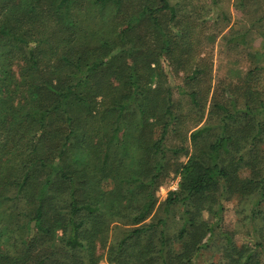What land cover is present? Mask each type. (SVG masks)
I'll return each mask as SVG.
<instances>
[{
	"label": "trees",
	"instance_id": "obj_1",
	"mask_svg": "<svg viewBox=\"0 0 264 264\" xmlns=\"http://www.w3.org/2000/svg\"><path fill=\"white\" fill-rule=\"evenodd\" d=\"M122 3L0 0V264H100L111 222L130 227L109 244L107 264H194L217 230L204 215L219 220L222 198L240 205L249 240L222 234L224 254L206 264H264V63L243 82L221 81L201 124L208 72L189 33L170 42L163 21L175 20L176 4ZM142 23L161 46L145 41ZM160 52L182 72L188 129L201 124L191 153L187 115L151 66ZM170 171L178 187L163 209H184L174 227L145 223Z\"/></svg>",
	"mask_w": 264,
	"mask_h": 264
},
{
	"label": "rangeland",
	"instance_id": "obj_2",
	"mask_svg": "<svg viewBox=\"0 0 264 264\" xmlns=\"http://www.w3.org/2000/svg\"><path fill=\"white\" fill-rule=\"evenodd\" d=\"M82 1L86 3V0ZM133 1L137 2L138 0H123L122 4L127 5V3ZM168 1L171 4H176L175 6L177 8L174 21H163L165 23L164 26L168 28L169 38H171L170 42L174 41L178 44L181 31H186L187 36L189 33V38H192V40L196 42L195 58L205 59L200 62V66L206 67L207 69L205 73L208 72L200 82V87L204 89L206 100L202 124L206 120L212 94L216 89H220L221 81L225 82L224 85L231 83L230 81L236 83L240 80L243 82L247 77L248 70L253 68L255 63L259 61L264 63V0ZM156 3L157 0H155V4ZM125 10H127L128 14L131 12L132 7H126ZM117 18L119 19V17ZM24 22L28 21H22V23ZM148 24H141L140 32L145 33V41H149L151 44L155 43V45L159 43L161 46L162 43L160 41L157 39L154 40L155 32L153 30L155 29L153 28V30H151ZM27 25L26 23L23 24V26L26 27ZM115 51L116 49L113 50V52ZM173 52H178V49ZM257 52L262 54L258 60L256 56ZM169 59L170 57L166 52H160L158 63L156 64L153 62L151 66L156 68L158 74L161 73L160 81L162 80L164 85L171 87L177 113L184 111L185 115H187L189 114L187 108L188 103H186V101H188V96L185 95L182 90L179 92L177 86L182 72H179L178 68L175 70L174 65ZM157 77L158 75L154 77V83H157ZM195 91H197V89ZM224 94L226 96L229 95L227 88L224 89ZM186 117L181 127V132L186 135L185 146L188 149V153H191L193 145L189 138L190 133L201 124L197 127L188 129V127L193 124L194 120L190 118L189 115ZM215 122L214 120V123ZM167 141L168 144L177 143V138L169 135ZM247 151L250 156L255 155L254 149ZM185 159L186 156L184 155L179 158V160ZM239 167L238 175L240 177L249 178L251 176L252 169L250 166L239 165ZM178 180V175L170 171L166 179L155 191L157 201L153 211L145 219V223L154 222L158 218L163 217L165 219L166 228L176 225L175 221L179 219L178 212L184 209L183 205L179 204L174 208L175 211L169 212L164 211L163 202L168 191L178 187ZM221 201L222 208L219 220H217L216 217L209 216L208 213L204 215L206 220H210L217 226V230L207 241L206 238L202 240V242L206 241L207 245L195 255L194 264H206L211 260L220 259L226 247V240L223 239L222 234L231 235L233 241L236 242L238 246L243 243H248L249 237L246 234L248 227L247 224L241 221L243 215L240 211V205L235 203L232 198H222ZM122 227L130 226L127 224L124 226L120 222H111L106 233L105 243L97 244L98 253L101 255L100 264L108 263L106 260V250L111 242L116 241L120 237L119 228ZM206 236H209V234ZM261 258L263 259L262 256Z\"/></svg>",
	"mask_w": 264,
	"mask_h": 264
}]
</instances>
